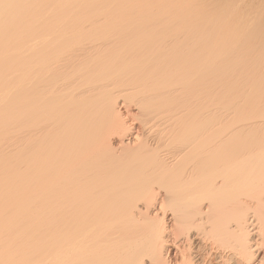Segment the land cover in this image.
Wrapping results in <instances>:
<instances>
[{
	"label": "bare ground",
	"instance_id": "1",
	"mask_svg": "<svg viewBox=\"0 0 264 264\" xmlns=\"http://www.w3.org/2000/svg\"><path fill=\"white\" fill-rule=\"evenodd\" d=\"M192 7L0 0V264H264V19Z\"/></svg>",
	"mask_w": 264,
	"mask_h": 264
},
{
	"label": "rangeland",
	"instance_id": "2",
	"mask_svg": "<svg viewBox=\"0 0 264 264\" xmlns=\"http://www.w3.org/2000/svg\"><path fill=\"white\" fill-rule=\"evenodd\" d=\"M189 6L196 8L205 17L219 16L226 18L221 26L230 25L233 27L230 39H235L244 27H250L257 21L264 19V0H185ZM201 9H203L201 12ZM224 29V28H223ZM222 29V30H223ZM226 31V30H225ZM260 34V30L253 32V35ZM228 39V40H230ZM232 41V40H231ZM245 46V45H244ZM242 48V47H241Z\"/></svg>",
	"mask_w": 264,
	"mask_h": 264
}]
</instances>
